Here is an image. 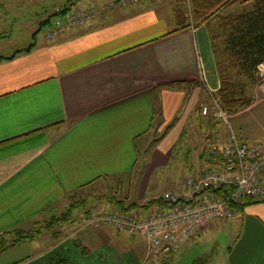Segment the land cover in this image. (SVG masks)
<instances>
[{
  "label": "crops",
  "instance_id": "1",
  "mask_svg": "<svg viewBox=\"0 0 264 264\" xmlns=\"http://www.w3.org/2000/svg\"><path fill=\"white\" fill-rule=\"evenodd\" d=\"M128 5L108 11L105 19L66 30L53 41L31 35L28 51L14 53L21 47L0 55V234L37 226L73 199L83 200L73 207L74 214L88 204L96 211L143 209L147 202H138L152 172L166 167L192 111L198 113L197 106H206L202 98L215 91L203 27L178 29L173 3L150 0L144 8L122 11ZM154 94L159 122L153 134L172 125L149 138ZM140 149L148 153L138 165L133 199L127 194L116 199L107 191L92 194L99 188L121 189L123 178L130 183ZM72 221L68 217L53 226H80L75 231L80 233L84 226ZM222 226L232 236L225 264H264V201L236 209ZM98 228L77 244L82 254L93 240L109 248L108 243L115 245L123 236ZM126 235L127 247H133L137 235ZM59 240L67 238L52 246H65ZM137 255L129 251L125 264H138V258L144 264L142 249ZM34 258L26 263H57L51 255L37 253Z\"/></svg>",
  "mask_w": 264,
  "mask_h": 264
},
{
  "label": "rangeland",
  "instance_id": "2",
  "mask_svg": "<svg viewBox=\"0 0 264 264\" xmlns=\"http://www.w3.org/2000/svg\"><path fill=\"white\" fill-rule=\"evenodd\" d=\"M105 1L107 0H77L76 6L84 7L94 5L95 3L103 4ZM161 1L173 3L175 4L176 10L181 11L182 8L184 10L182 12H185L187 15L190 14L191 0ZM61 2L62 0H0V55H8L13 50L27 46L31 39L33 41L31 35L37 40L46 41L44 38L48 29V24L39 26L37 23L39 20V22H41L47 17L49 18V21H51L53 18L52 13L54 8L58 7ZM149 2L150 0H145L142 4H148ZM142 4L132 6L128 5L129 7H124L125 9H122V11H126V9L135 11L139 8H144V5ZM112 10L117 9L111 8L108 9L107 12ZM247 10V5L232 6L230 8L221 9V16L217 19L212 18L216 14L213 15L211 19L208 20V23L211 27V33L214 35V38L219 37L221 17L226 16V14L242 13ZM107 12L105 15H107ZM105 15L102 19H105ZM223 38V35H221V41ZM54 39L55 38L51 40L53 41ZM221 49L222 45L219 44L216 58L219 57L223 60ZM210 55L211 60L209 59L207 68L209 74L213 75L215 72L214 58L212 53H210ZM253 78L254 80L252 83H250L251 81L246 80L248 85L246 98L249 99L250 105L245 110L238 111L235 114H230V117H227L225 123L221 120H212V122H215V126L210 128V121L199 120V112L197 113L192 111V116L190 117L191 119H189L186 126L183 125V132L185 133L183 136L181 135L183 139L180 140L179 138L177 141L178 143L172 151L166 167L157 168L152 172L146 185L144 199L138 203L145 204L148 201L158 199L164 191L181 189L183 179L189 174L190 168H198L196 156L203 147L206 139L210 137L207 133L214 135L212 141L215 142L223 141L224 137L221 138V136L227 134L229 130L232 131L238 139L239 135L246 140L257 139L261 135L259 133L264 129V71L254 72ZM155 94L152 105L154 109H156V112L152 122L149 138H157L164 133V131H162L158 134V131H156V134H153L156 130V125L159 122V115L157 114V110H159V102L158 96ZM207 97L204 96L202 98V102L205 105H209L208 101L210 99H207ZM233 115L234 117H232ZM254 133L257 136H255ZM216 136L219 137L215 138ZM169 139L170 136L167 140ZM190 149H192V151L188 153V150ZM147 153L148 150L146 152L143 151V149L138 151V161L130 176V183L127 182L128 179L123 178L121 189L116 188L115 186L109 188L108 190H106V188H99L95 189L92 194L101 196V194L107 191V194L113 193L116 199H119L122 194L130 195V198L133 199L136 188L135 180L138 169H141L138 165L143 162ZM261 182L264 185V176L262 177ZM87 194L88 198H86V201L91 202V194ZM71 202V205L75 207L78 203L83 202V200L73 199ZM89 206L91 205L88 204L82 210L78 209L79 211L77 210L78 213L76 214H74V209L76 208L72 209L69 214L70 216L65 215L69 209V207L66 206L57 210L59 214H57L56 211L53 215V218L55 219H59V217L62 219L65 216L71 217L75 220L72 221V224L77 222V224H82L84 227L86 226L85 228L82 227L80 233H75L76 229L80 226H52L49 231L44 229L45 231L43 232L41 231L43 226H27L25 229L35 230L37 232V234L34 235V238L31 239L33 240L32 244L23 242L24 245L21 243L22 245H14L1 251L0 264H10L12 261L27 264L26 262H30L35 259L34 255L37 253L46 254L47 256L51 255L52 259L56 261L60 260L61 257H67L65 261L55 264H125L124 260L128 257L129 251H133V254L136 256H138V251H141V249L142 252L145 253L143 249L144 241L141 237L134 236V244L131 245L133 247H127L129 245L127 242L128 236L125 233H121L120 236H123L119 240V243L115 245H110V243H108L107 245L109 248H107L101 246L99 242L93 240L95 244L87 246L89 248L88 253L83 252L84 254H82V246L81 244H77L80 243L82 238H88L95 230L96 226H94V222L90 223L91 218L96 217L98 214L95 213H99V211H107L105 207H100V209H97L96 211L94 208L89 209ZM85 209L87 210L85 211ZM112 209H117L120 213L123 212L126 215V212H130L128 210L124 211V208H110L109 210ZM84 217H86L87 221L83 219ZM56 223L60 222H55V225ZM99 228L103 230H107V228L111 229L108 226H102ZM99 228L97 230H100ZM53 233H55V238L52 237ZM63 237H66L67 240L64 242L59 240V244H65V246H52L53 243ZM231 237L232 236L228 226L224 227L219 224L206 226L204 230L198 233L193 239L196 242L191 247L187 250L175 253L173 252L171 258L164 264H225V255L228 254L227 249L231 244ZM9 238H11V235L6 236V239ZM193 240L190 242V245ZM75 249L77 252L74 253ZM83 249L85 250V248ZM137 263H140V258H138ZM34 264L41 263L38 261V263ZM144 264L147 263L144 262Z\"/></svg>",
  "mask_w": 264,
  "mask_h": 264
},
{
  "label": "built area",
  "instance_id": "3",
  "mask_svg": "<svg viewBox=\"0 0 264 264\" xmlns=\"http://www.w3.org/2000/svg\"><path fill=\"white\" fill-rule=\"evenodd\" d=\"M76 1L69 0L65 10L54 8V16L45 33L47 40L101 18L109 8L142 4L145 0H107L103 4L84 7L76 6ZM260 71H264V67ZM209 97L212 106H201L200 113H211L213 118L225 123L229 116L220 109L213 96ZM217 154L222 159L219 166ZM204 157L203 166L183 179L181 189L161 194L162 205H145L143 209L126 212L127 215L117 209L99 211L90 223L94 222L96 227L108 226L114 232L140 236L145 242L142 263L162 264L172 252L189 245L206 226L223 225L230 220L233 207L242 197H264L258 179L260 170L264 169V133L253 144L238 143L230 134L226 142L208 145ZM224 186L231 187V191L221 199L208 192ZM83 219L87 221L86 217Z\"/></svg>",
  "mask_w": 264,
  "mask_h": 264
},
{
  "label": "trees",
  "instance_id": "4",
  "mask_svg": "<svg viewBox=\"0 0 264 264\" xmlns=\"http://www.w3.org/2000/svg\"><path fill=\"white\" fill-rule=\"evenodd\" d=\"M62 1H64V3L58 7H60L61 10H65L66 6L69 4V0ZM243 5L248 6L247 11L242 13L226 14V16L221 17V23L219 26V37L214 38V35L211 33V27L208 23V20L211 19V17L215 14L216 15L212 18L217 19L218 17H220L221 9ZM114 8L119 7H113V9ZM107 10H105L102 17L99 19H102L104 17ZM182 11H184L182 8L181 11H178L174 7V10L172 12L175 25L178 29H183L189 26H203V28L206 30L211 53L214 58L215 75L217 79V86L212 96L216 98L218 106L228 116L230 114H235L238 111L245 110L250 105L249 99L246 98V91L248 86L246 80L251 81L250 83H252L254 80L253 73L260 71L261 68L264 67V0H191L190 14L187 15L185 14V12ZM52 16H54V13H52ZM99 19H94L89 23ZM47 24L49 27L50 21L48 17L38 23L39 26H44ZM221 35H223L224 37L222 41ZM219 44L222 45L221 55L223 57V60H221V58L219 57L216 58L218 54ZM28 49L29 46L23 49L16 50L14 53L28 51ZM195 110L199 112V120L210 121V128L215 126V122H212V120L219 121V119L217 120L213 118L211 116V113L202 115L200 113V106H197ZM171 125L172 124H167L163 128V131L165 132V130L169 129ZM263 133L264 129L261 131L260 134L263 135ZM230 134H232L233 138L238 143L242 144H253L261 137L260 135L257 139L246 140L239 135L238 139L235 134L229 130L227 134L221 136V138L224 137V140L221 142H226L227 139H229ZM207 135H209L211 139L210 137L206 139L203 147L197 154L198 168L203 166V164L205 163L204 155L207 146L221 143L212 141L214 135H211L209 133H207ZM218 137L219 136H216L215 138ZM215 158L217 161L216 164L218 166L221 165V155L217 154L215 155ZM193 172L195 171L193 170ZM193 172L192 175L194 174ZM263 176L264 169L260 170L258 174L259 182L261 183L262 189L264 191V185L261 182ZM230 191L231 187L229 186L218 187L214 190H208V192L214 194L220 199L224 196L226 197ZM263 201L264 197L257 198L253 196H244L242 197L241 202L238 205H235L233 208L235 211L236 209H239L249 203H258ZM115 202L120 203L121 201L118 200ZM146 204L150 206L162 205L159 198L148 201ZM73 207L74 206L70 204L68 212L66 211L67 213L65 215L69 216L70 211L73 209ZM67 216L63 217L62 219H60L59 216V219H55L53 218V216H51L50 218L44 220L42 223H39L37 226H43L41 228L42 232L45 231L44 229H47L46 231H49L51 227L55 224V222L66 221L68 219ZM36 234L37 232L35 230L27 229H13L3 234H0V251L7 249L6 247H12L16 244H19L20 242L31 241V239H33L34 235ZM8 235H11V238L6 239V236ZM52 237H56L55 233H53ZM60 262V260L57 261V263Z\"/></svg>",
  "mask_w": 264,
  "mask_h": 264
},
{
  "label": "bare ground",
  "instance_id": "5",
  "mask_svg": "<svg viewBox=\"0 0 264 264\" xmlns=\"http://www.w3.org/2000/svg\"><path fill=\"white\" fill-rule=\"evenodd\" d=\"M214 99H216V98H214ZM160 196H161V195H160ZM159 199H160V197H159ZM182 249H183V248H182ZM163 263H164V262H163ZM163 263H162V264H163Z\"/></svg>",
  "mask_w": 264,
  "mask_h": 264
}]
</instances>
